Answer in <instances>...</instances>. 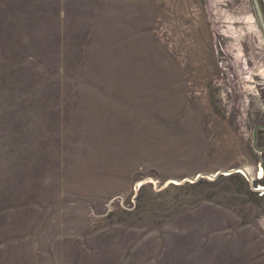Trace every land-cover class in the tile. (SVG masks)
I'll use <instances>...</instances> for the list:
<instances>
[{"label":"rangeland","instance_id":"rangeland-1","mask_svg":"<svg viewBox=\"0 0 264 264\" xmlns=\"http://www.w3.org/2000/svg\"><path fill=\"white\" fill-rule=\"evenodd\" d=\"M259 7L0 0V264H264Z\"/></svg>","mask_w":264,"mask_h":264},{"label":"water","instance_id":"water-1","mask_svg":"<svg viewBox=\"0 0 264 264\" xmlns=\"http://www.w3.org/2000/svg\"><path fill=\"white\" fill-rule=\"evenodd\" d=\"M262 10V13L264 15V0H256ZM196 179V178H195Z\"/></svg>","mask_w":264,"mask_h":264},{"label":"bare ground","instance_id":"bare-ground-1","mask_svg":"<svg viewBox=\"0 0 264 264\" xmlns=\"http://www.w3.org/2000/svg\"><path fill=\"white\" fill-rule=\"evenodd\" d=\"M260 8V7H259ZM261 9V8H260ZM261 14H262V17L264 18V15H263V13H262V10H261ZM263 22H264V20H263ZM258 188H260V189H264V187L263 186H259Z\"/></svg>","mask_w":264,"mask_h":264}]
</instances>
